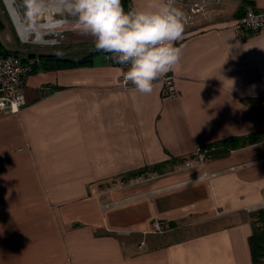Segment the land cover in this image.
Instances as JSON below:
<instances>
[{
    "label": "crops",
    "instance_id": "obj_1",
    "mask_svg": "<svg viewBox=\"0 0 264 264\" xmlns=\"http://www.w3.org/2000/svg\"><path fill=\"white\" fill-rule=\"evenodd\" d=\"M171 6L184 14L178 62L163 74L176 97L161 84L147 94L130 81L122 88L128 65L102 53L58 70L28 58L35 52L25 57L36 66L24 78L25 106L0 114V264H264L250 246L251 214L264 204V28L244 38L235 31L264 0ZM18 18L24 41L53 37L34 43L80 30L74 18L37 26ZM93 41L81 31L64 40L66 53H49L82 59ZM250 135L259 139L187 163L204 147Z\"/></svg>",
    "mask_w": 264,
    "mask_h": 264
},
{
    "label": "clouds",
    "instance_id": "obj_2",
    "mask_svg": "<svg viewBox=\"0 0 264 264\" xmlns=\"http://www.w3.org/2000/svg\"><path fill=\"white\" fill-rule=\"evenodd\" d=\"M161 0L155 7L125 11L121 0H70L78 28L94 38L96 50L113 54L129 81L140 93H151L153 82L177 62L174 42L184 31V14Z\"/></svg>",
    "mask_w": 264,
    "mask_h": 264
},
{
    "label": "built area",
    "instance_id": "obj_3",
    "mask_svg": "<svg viewBox=\"0 0 264 264\" xmlns=\"http://www.w3.org/2000/svg\"><path fill=\"white\" fill-rule=\"evenodd\" d=\"M128 11H134V9L129 8ZM263 28L264 11L248 10L237 20L235 31L239 37L244 38L246 34L254 35L260 32ZM63 33L64 30H61L56 37H62ZM104 59L110 63H116L113 59L112 53H105ZM30 72H32V65L26 62V60L19 58V56H0V114H17L25 106L24 97L21 91L24 85V78ZM119 82L122 88L129 87V82L127 84L124 83L123 76L120 78ZM153 84L163 85L168 97L178 96V91L174 85V78L171 76H165L162 74L153 82ZM212 148L213 147L200 150L195 156L194 161L197 163H204L208 157L209 150H213ZM153 232L161 234L163 233V230L157 223H155Z\"/></svg>",
    "mask_w": 264,
    "mask_h": 264
},
{
    "label": "rangeland",
    "instance_id": "obj_4",
    "mask_svg": "<svg viewBox=\"0 0 264 264\" xmlns=\"http://www.w3.org/2000/svg\"><path fill=\"white\" fill-rule=\"evenodd\" d=\"M46 1H47L46 5H48L49 1L51 2V0H46ZM35 5L36 2L34 0H0V23L3 25V29L0 30V41L5 45V47H7V49L11 51H15L18 54L19 58L21 59H24L31 52L40 54V53H49L53 51H58L59 49H61L62 50L61 52L66 53L67 51H65L64 48L65 44H63L64 40L73 38L74 33H81V30L70 29L69 30L70 32L64 30L63 36L56 37V42L52 45L32 42V40L34 41L39 40V38L45 41L52 39L53 37L50 34H42L40 35L39 38H37L36 37L37 35L33 33L31 35V39L28 41H24L18 34L15 28L13 18L16 22L18 31L20 32L21 35H23V38H27V36L29 35V31H26L23 28L22 23L17 16V13H15L16 9L24 19L26 24L29 26H37L40 23L42 25L46 21H53V20H59V21L65 19L71 20L72 18L76 20V16L72 14L73 13L72 11L71 12L62 11L59 13L56 12L55 14H53L54 17H52L49 16L50 14L40 11L38 8H36ZM68 7L69 9H71L70 1ZM39 8L42 9L40 6ZM32 13L35 15L36 19L35 18L33 19L31 15ZM37 16H39L40 18L38 19ZM65 36H67V38H65ZM89 46L90 48H92V50L95 49L94 44L93 46L92 45ZM70 49H73V47H70ZM187 163H189V167H194V165H196L194 158L192 157L187 159ZM261 211H264V204L252 211V215H254L253 219L256 227H264V221L263 222L259 221L258 219L260 217L255 218L257 217L256 215Z\"/></svg>",
    "mask_w": 264,
    "mask_h": 264
},
{
    "label": "trees",
    "instance_id": "obj_5",
    "mask_svg": "<svg viewBox=\"0 0 264 264\" xmlns=\"http://www.w3.org/2000/svg\"><path fill=\"white\" fill-rule=\"evenodd\" d=\"M124 3L122 0L121 4ZM3 29V25L0 23V30ZM97 53L105 54L103 50H94L90 53L88 57L82 59H69L62 55L50 54V53H40V54H30L28 58L35 59L36 57L39 58V61L42 62V65L47 70H58V69H65V68H73L78 66H84L90 64V59L93 55ZM8 55H15L18 54L15 51H11L5 47V45L0 41V56H8ZM26 58V59H28ZM25 58L23 60H26ZM36 70V66L32 67V71ZM259 138L253 137L250 135L245 138H233V139H226L216 143L213 147L212 151L209 150L208 157H215V156H222L226 155L229 151L238 148L239 146H244L247 144H252L256 142ZM210 147H204L203 149H210ZM201 149V150H203ZM207 157V158H208ZM252 215V214H251ZM258 220L263 222L264 221V211L259 212L257 215ZM254 215H252V219ZM254 220V219H253ZM253 233L250 239V246H251V255L252 261L254 263H264V227H256L255 223L253 222Z\"/></svg>",
    "mask_w": 264,
    "mask_h": 264
},
{
    "label": "bare ground",
    "instance_id": "obj_6",
    "mask_svg": "<svg viewBox=\"0 0 264 264\" xmlns=\"http://www.w3.org/2000/svg\"><path fill=\"white\" fill-rule=\"evenodd\" d=\"M36 1V4L40 6L42 11L49 12L51 14H55V12H61V11H68L69 1L70 0H51L49 1L48 5L46 0H34ZM15 13L18 14L20 17V14L18 13L17 9Z\"/></svg>",
    "mask_w": 264,
    "mask_h": 264
}]
</instances>
